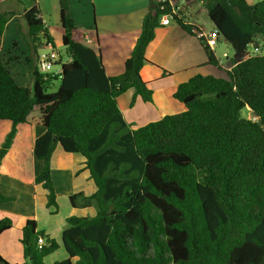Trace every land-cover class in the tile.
Masks as SVG:
<instances>
[{"label": "trees", "instance_id": "16d2710c", "mask_svg": "<svg viewBox=\"0 0 264 264\" xmlns=\"http://www.w3.org/2000/svg\"><path fill=\"white\" fill-rule=\"evenodd\" d=\"M29 1L23 17L30 86L17 83L0 50V121L11 123L0 161L18 126L28 124L38 108L45 132L34 146L43 162L34 183L47 191V209L59 213L51 160L61 146L85 158L84 170L96 186L90 196L70 195V204L94 206L97 213L67 217L60 243L28 219L21 237L24 262L0 256V264H45L61 245L67 258L53 264H264V56L248 53L264 40V0H203L215 31L235 52L229 70L182 10L174 14L169 1L149 0L141 34L119 76L106 73L94 47L97 36L91 45L79 38L68 0H60L59 29L69 60L60 56L57 74L41 73L39 51L54 49L55 38L37 0ZM164 15L196 38L206 64L224 74H197L180 84L174 98L184 112L133 129L118 98L134 89L132 106L137 98L153 101L141 69ZM15 17L14 11L0 13V41ZM54 81L58 89L49 92ZM246 108L256 119L243 117ZM11 201L0 188V202ZM13 225L11 217H1L0 236Z\"/></svg>", "mask_w": 264, "mask_h": 264}, {"label": "crops", "instance_id": "0c3cea01", "mask_svg": "<svg viewBox=\"0 0 264 264\" xmlns=\"http://www.w3.org/2000/svg\"><path fill=\"white\" fill-rule=\"evenodd\" d=\"M68 1L71 17L79 28V38L89 37L94 40V37L97 36L98 45L94 44V47L100 49L106 73L109 76L121 75L124 72L125 62L131 56L141 34L143 20L149 11V0ZM201 1V4H203V0ZM249 1L255 3L253 0ZM5 2H7L8 8H4L0 13L5 11L16 13V17L9 22L0 42L3 46H9L10 43L5 38L9 27L14 24L18 28L16 26L18 18L23 16L30 4L24 5L20 12L18 8L22 4V0H0V5ZM37 2L41 9V17L51 27V33L53 27L59 29L61 26L60 0H37ZM170 2L175 11L182 10L188 18V22L199 27L207 37L216 36L217 43L211 49L214 50L222 69L229 70L231 66L225 67L217 54V47L226 42L217 34L215 29L210 33L206 32L203 25L199 23L198 15L195 13L196 8L200 6L197 4V0H170ZM24 21L25 19H21V24H24ZM12 41H14L13 38ZM145 56L147 62L141 69V77L149 83V87L153 90V101L145 103L141 98H137L134 106H132L131 103L135 96L134 89L128 90L118 98L123 116L133 129L157 122L165 116L184 112L186 110L185 105L174 98L177 87L197 74L213 75L216 70L206 64V55L199 41L183 31L173 20L169 25H161L156 29L155 38L147 47ZM233 58H235V55ZM227 59L230 60L232 57L228 55ZM10 130V122L0 121V148ZM44 132L45 128L41 123L40 112L39 115L32 112L28 124L18 126L12 147L0 161L1 191L5 196L14 198V201L11 202H0V218L9 216L15 219L13 228L2 234L0 240L2 242L6 240L3 251L9 253L10 248L7 243L11 242V234L13 230H16L18 232V248L23 259L24 247L21 243V237L23 227L28 219H35L38 223V229L44 230L51 239H55L58 243L61 242L60 231L63 232L64 230V227L58 231L42 227L37 216L38 209L46 207L47 203V191L41 185L34 183V178L43 166V162L34 153V146L36 140ZM61 148V146H57L51 160L52 179L55 173L59 175V179L67 178L68 183L64 194H66L68 200L70 195L75 193L82 192L86 196H90L96 191V186L90 177V172L84 170L85 158L81 154L66 153ZM55 181L53 179L54 184ZM55 187L59 200L60 194L56 184ZM72 208L74 210L71 213H75V210L80 211L81 216H87L89 210L94 211L93 216L97 213V210L92 209V206L85 208L72 206ZM46 210L52 216L51 210L47 207ZM67 217L63 218L64 224ZM51 232L57 233L58 238L51 236ZM61 246L54 253L60 251ZM54 253L47 258L53 256ZM0 256L5 258L2 254Z\"/></svg>", "mask_w": 264, "mask_h": 264}, {"label": "rangeland", "instance_id": "374dc122", "mask_svg": "<svg viewBox=\"0 0 264 264\" xmlns=\"http://www.w3.org/2000/svg\"><path fill=\"white\" fill-rule=\"evenodd\" d=\"M261 0H253V2H258ZM201 0H197V4H199L200 6H198L195 10V13H197L198 15V21L201 25H203V27L205 28L206 32H211L214 29V25L213 23L210 21V19L208 18V14L206 13V10L204 8V6H202L203 4H201ZM23 4V5H22ZM22 4L19 5L18 10L21 12V10L23 9V6L30 4L31 2L29 0H22ZM4 8H8L7 7V2H5L4 4L0 5V11L4 10ZM21 19H24V17L22 16L21 18H18V23H17V27H15V25L13 24L12 26L9 27L7 36L5 37L7 39V42L10 43V47L9 46H3L0 43V48L2 50V58L4 60V63L7 64L8 68L10 69L12 75L15 77L17 83L20 86H30L32 84V79H31V75L29 73L28 67L25 64V55L27 53V48L25 45V41H24V37L27 35L28 32V28L27 25L24 21V24H21ZM174 22V21H173ZM175 23V22H174ZM53 25V24H52ZM55 26V25H53ZM53 31L52 34L55 38V45L56 47L54 49H50V48H44L41 49L39 51V56L43 55V54H47L50 53L51 51H55L56 53L59 54V56H61L63 58L64 62H67L69 60V58L66 55V49L65 47L62 45L61 42V33H60V29H56L55 27H53ZM12 38L14 41H12ZM1 42V41H0ZM16 43V44H14ZM264 43V40H260L259 41V45ZM251 48H249L250 51ZM224 53H227V55H229V57H232V59L228 60L227 58H225L223 56ZM217 54L220 57L221 61H223L225 67H229L232 65V60L233 57L235 55L234 50L232 49V47L227 44V43H222L220 44V46L217 47ZM11 57L12 58H17L15 61H11ZM229 61V62H228ZM58 62V61H57ZM56 62V63H57ZM215 69V68H214ZM60 70V66L58 65H54V67H52V69L50 70L49 73L52 74H57ZM224 70V69H223ZM224 73H221L220 71H218L217 69L215 70V73H213V75L217 76V77H222ZM59 86V81H54L53 86L51 87V89H49V92H55L58 89ZM40 110L39 109H35V111H33V114L35 113V115H39ZM242 115L243 117L247 118V119H256V117L249 111L248 108H246L245 110L242 111ZM37 117V116H36ZM59 149V148H58ZM62 149V148H61ZM61 152H63L62 150H60ZM64 153V152H63ZM59 175L57 173H55V176L53 179H55V184L59 190V213L58 215H50L48 210H46V207H40V209H38V213L37 216L40 220V225L42 227L45 228H50L51 230H59L60 228L64 227V229L67 227V224H64V217L67 216H71V215H76V216H81V212L80 211H76L75 213H71L74 209L72 208L68 197L66 196V194H64L65 192V187L67 186L68 180L66 179H59ZM92 209H96V207L92 206ZM94 215V211L93 210H89V213L86 217H93ZM13 219V221H15V219L13 217H11ZM49 226V227H47ZM61 230V229H60ZM61 232L60 231V239H61ZM17 231L13 230L12 234H11V242L7 243L8 247L10 248L9 253H4L3 248H5V244L4 242L6 240H3L4 242H2L0 240V254H2L3 256H5V260L9 263H22L24 261L23 257L21 256L20 253V249L18 248V238H17ZM51 236H53L54 238H58V234L57 233H50ZM67 258V253L65 252L63 246H61V250L54 253L53 256L47 258L46 264H53L55 261H61Z\"/></svg>", "mask_w": 264, "mask_h": 264}, {"label": "built area", "instance_id": "2783aa9c", "mask_svg": "<svg viewBox=\"0 0 264 264\" xmlns=\"http://www.w3.org/2000/svg\"><path fill=\"white\" fill-rule=\"evenodd\" d=\"M161 2H166L170 0H159ZM171 3V2H170ZM163 9V8H162ZM177 11H175V9H173V13L175 14ZM173 20L172 15H164L161 18V25H169L171 23V21ZM202 36H204L207 39V44L212 47L217 43V38L216 36H212V37H207L205 34H201ZM84 43H86L87 45H91L93 44V39L89 38V37H84L83 38ZM250 51L248 49V53L249 56H264V43L262 44H252L249 46ZM223 56L225 58H227V53H224ZM60 60V56L58 53H56L55 51H51L50 53L47 54H43L40 56V60H39V68H40V72L41 73H49L50 70L52 69V67H54V65H56V62ZM45 245V240L43 237H40L38 240V246L39 248H42Z\"/></svg>", "mask_w": 264, "mask_h": 264}]
</instances>
